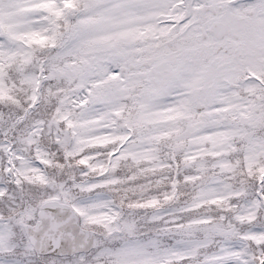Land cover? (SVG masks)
I'll list each match as a JSON object with an SVG mask.
<instances>
[{
	"label": "snow or ice",
	"instance_id": "snow-or-ice-1",
	"mask_svg": "<svg viewBox=\"0 0 264 264\" xmlns=\"http://www.w3.org/2000/svg\"><path fill=\"white\" fill-rule=\"evenodd\" d=\"M0 264H264V0H0Z\"/></svg>",
	"mask_w": 264,
	"mask_h": 264
}]
</instances>
